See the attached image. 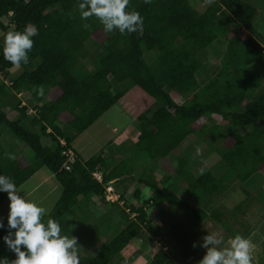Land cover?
I'll list each match as a JSON object with an SVG mask.
<instances>
[{"label":"trees","instance_id":"trees-1","mask_svg":"<svg viewBox=\"0 0 264 264\" xmlns=\"http://www.w3.org/2000/svg\"><path fill=\"white\" fill-rule=\"evenodd\" d=\"M129 9L143 17V27L121 35L116 30L105 32L95 16L82 20L78 0H0V31L8 30L2 22L8 17L13 31L32 24L38 33L32 37L28 63L19 65L22 72L10 83L6 80L14 65L0 51V174L10 177L18 189L46 168L62 192L41 220H56L62 235L74 236L68 214L94 198L103 212L110 204L126 217L136 213L111 241L101 244L96 255L79 258V264H114L123 260L135 238L159 237L160 228L148 221V209L164 207L175 215L185 212L205 221L208 202L193 208L180 199L170 189L174 177L210 200L235 182L243 184L258 173L264 175V45L255 37L257 6L246 0H210L199 11L190 0H129ZM241 30L248 34L245 39ZM90 39L99 46V54L88 51ZM218 39L225 42L221 62L201 84L196 77L203 66L200 54ZM145 54L153 56L151 62ZM87 59L92 67L78 79L75 71ZM38 88L42 94L38 95ZM20 93L29 95L25 105ZM115 107L136 122L127 157L115 164L113 155L83 159L73 149L74 140ZM201 118L216 122L199 125ZM4 129L13 141L23 144L21 148L3 145ZM212 137L224 150L221 160L226 170L217 176L209 170L196 177L194 160L180 154L192 153L188 146L195 139ZM68 150L74 153L71 159L62 154ZM171 155L176 156L173 162ZM137 168L142 169L139 177L134 176ZM97 171L103 174V183L93 178ZM112 180L116 181L111 185L136 181L154 198L148 197L139 207L129 205L126 214L128 205L105 201V186ZM139 196L136 189L138 202ZM6 197L0 193V201ZM124 198L121 193L120 200ZM7 231L0 229V237ZM0 257L15 258L2 240ZM167 260L162 250L153 256L155 264Z\"/></svg>","mask_w":264,"mask_h":264},{"label":"rangeland","instance_id":"rangeland-1","mask_svg":"<svg viewBox=\"0 0 264 264\" xmlns=\"http://www.w3.org/2000/svg\"><path fill=\"white\" fill-rule=\"evenodd\" d=\"M248 2H251L257 8L259 9L261 16H259L255 22H256V36L258 40H261L264 42V0H246ZM191 4L199 11H201L206 4L210 2V0H190ZM2 22L4 25L8 27L7 31H0V42L3 44V36L6 32L13 30V27L9 26V19L8 17L2 18ZM236 26V25H235ZM110 32L109 34H112ZM241 38L245 39L248 34L245 30L240 31ZM87 49L90 51L91 54H99V46L96 44V42L93 39H90V41L87 43ZM225 49V42L222 39H218L209 49H207L204 53L200 54L203 66L198 70L196 73V77L200 81V83L206 82L212 75V72L215 70V68L219 65L222 59V55ZM145 60L149 63L152 61L153 56L151 54H145L144 56ZM92 67V63L90 59L84 60L80 64V68L75 71V76L80 79L83 77L85 72L89 70ZM22 72V68L20 66H14L9 72L8 80H6L8 83H10V79L16 77ZM3 78L2 76H0ZM119 89L117 88L116 91ZM29 95L27 93H22L19 96V99H21L22 102L26 103V100H28ZM2 109L8 113L9 117L13 119V114L7 107H3ZM32 108L29 109V114ZM34 113H31L30 115H33ZM216 122L215 120L212 122H207L206 119L201 118L198 121L199 125H205L209 124L212 125V123ZM225 125V124H224ZM227 126V124H226ZM136 122H131L127 116H124L119 108L115 107L112 108L107 114H105L103 117L99 118L97 121H95L85 132L78 135L76 139L74 140L73 147L76 149L78 153L81 152V154L85 156H93L94 154H101L102 157L113 155L114 161L112 163H117L119 161L118 158H115V156L118 154L122 155H128L130 149V144L132 142V138L136 136ZM247 130L244 129V132ZM1 141L4 146H8L11 148V144L13 148L16 150L19 149V147H22V143L19 141H13L10 137V134L7 130L4 129V132L2 133ZM114 143L116 146H112L111 143ZM218 140L217 137L207 138L206 140H194L190 146H188V150L192 149L193 152L189 155L186 154H180L181 156H185L187 160L192 161L194 160L196 163V168L193 170V174L198 177L202 174H204L207 171H212L214 174L220 175L222 172L226 170V167L221 160V156L224 153V150L218 146ZM105 145V146H104ZM6 146V147H7ZM197 148L199 151H197ZM100 150V151H99ZM123 151L121 153V151ZM103 151V152H102ZM120 151V152H119ZM109 153V155L107 154ZM175 156L171 155L169 156L170 161H174ZM139 162V160H137ZM139 165H142L143 162H139ZM152 165V163H149ZM149 165L146 166L145 170H148ZM142 169H136L134 172L135 177H139L141 175ZM150 172V170L148 171ZM44 173H49V171L46 168H42L37 172L33 177H31L28 181H26L22 186L21 189H18L17 191L24 195L34 184L36 180L40 178L41 175ZM50 174V173H49ZM262 174V173H261ZM161 177V175H159ZM183 181V180H182ZM57 181L53 177L49 181L46 182V184L40 189V192L44 195L42 200V206L45 209V212L42 214L47 215L51 210L50 208L53 205L54 200H58V198L61 195V187L58 184V187H54ZM179 184V183H178ZM144 185H139L136 181L133 180H126L124 182H121L119 184L112 185V188L114 189L115 193L121 194L123 193L124 198V204H120V206H126V214L128 213L127 210H129V205H135V207H139L141 202V198L139 202L135 200L134 198V192L136 189L143 190ZM176 187V186H175ZM258 187H262V184H259ZM178 195H180V198L182 200H186L190 206L193 208H202L201 202L198 200V197H195L197 193L191 192L187 184L183 181L179 185H177V188H175ZM146 194H150V191H146ZM249 195H244L242 192H238L237 195H235L230 202H234V205L237 204L238 208L233 209L231 212L233 213V216H236L239 219V214L237 213V210L241 211L246 208V205L248 203L247 197ZM205 198L208 199L206 196ZM1 203V201H0ZM5 203H9L7 197L5 199ZM91 203H94L91 206ZM213 204L217 205V200L213 199ZM233 204V203H232ZM8 206V204H7ZM41 206V205H39ZM50 208H47V207ZM1 207V206H0ZM101 208V203L99 200H91L88 205H86L84 208H73L71 212L67 216V222L70 224V228L73 232L74 237L77 240V252H78V258H83L87 256H93L96 255L98 252L97 250L101 246L102 243L105 241L109 242L113 239L114 232L120 231L121 229H124L127 225L130 219H134L131 215L130 217H126L120 213V209L116 208L115 206L111 205L110 207H105V212H103V209ZM148 208V207H147ZM166 209V208H165ZM50 210V211H49ZM167 210V209H166ZM87 211V212H85ZM230 212V213H231ZM47 213V214H45ZM101 213V214H100ZM148 221L153 226H158L163 223L162 216L163 213H158L157 210L148 209ZM185 215V216H183ZM179 217V221L181 223L177 224L176 230H171V236H176L178 240L175 239V241H185L180 247V250L178 249V252H175V262L178 264H197L199 259L202 258L204 255V249L199 247L200 238L207 234V232L211 233L212 228L207 223L209 222H201L199 220H196L192 216H188L187 213L182 212L179 216H176V218ZM256 217V216H255ZM165 217L163 218V220ZM195 232H192L194 231ZM10 231H14L11 230ZM187 232H190L188 241H186L187 235H185ZM191 232L194 233V240H191ZM197 232V234H196ZM229 234H231L229 232ZM143 237V238H142ZM139 239V243L141 244L144 240V238H148L147 235H143ZM197 237V238H196ZM145 238V239H146ZM159 237L150 238L152 241H155L156 243H161L158 240ZM146 240V243H152L151 240ZM159 241V242H158ZM193 242H197V247L193 248L192 244ZM7 248V246L5 245ZM8 250V249H7ZM136 245L133 243L130 248L127 250L125 254L122 255L123 260L129 259V257H132L134 260L139 261V253H137ZM11 254L14 256V254L11 252ZM117 261V259H116ZM113 261L114 264L116 262ZM148 264V263H147ZM153 264V263H151ZM155 264V263H154Z\"/></svg>","mask_w":264,"mask_h":264},{"label":"clouds","instance_id":"clouds-1","mask_svg":"<svg viewBox=\"0 0 264 264\" xmlns=\"http://www.w3.org/2000/svg\"><path fill=\"white\" fill-rule=\"evenodd\" d=\"M128 4L129 0H78V9L82 20L95 16L105 32L116 30L124 35L143 27V17L133 9L126 10ZM84 26L88 27L87 24ZM37 34L32 24H26L23 30L6 32L0 48L4 59L14 66L27 64L28 52L33 46L32 37ZM37 93L42 94L43 90L38 88ZM12 158L9 155V159ZM0 193L7 195V228L14 230L0 237V240L15 257L11 260L0 257V264H79L76 238L62 235L59 223L53 218H48L46 223L42 222L45 208L27 200L17 191L11 178L2 174ZM4 227L0 224V229ZM222 242L220 232H207L202 236L199 247L205 251L197 264H251V245L247 238L236 234L228 239V247L218 248L217 245ZM192 247L196 248L197 242H193Z\"/></svg>","mask_w":264,"mask_h":264},{"label":"crops","instance_id":"crops-1","mask_svg":"<svg viewBox=\"0 0 264 264\" xmlns=\"http://www.w3.org/2000/svg\"><path fill=\"white\" fill-rule=\"evenodd\" d=\"M259 16H261L260 11H259L258 17ZM259 41L263 43L264 45L263 41L261 40ZM204 83H201V84H204ZM132 139H134V137ZM111 144L113 147L117 145V144L115 145L113 142ZM131 144L129 146H131ZM10 146L12 147V145ZM73 149L74 151H76L74 147ZM122 152L123 151H121V153ZM78 154L83 159H88L89 157H91L90 155L89 156L87 155L84 157L81 154V152ZM107 154L109 155V153ZM182 154L190 155L191 153H182ZM125 157L127 156L126 155L124 156L122 154L121 156L118 154L115 156V158H118L119 160ZM182 157L186 159L185 156H182ZM195 168L193 170H195ZM51 178H53V176L49 173H44L43 175H41L40 178L34 182L32 187L24 194L25 198L27 200L35 202L37 205L42 206V200H43L44 195L42 194V192H40V189ZM172 181L173 182L170 186V189L180 198V195H178L175 188H177V185H179V188H180V183L183 181L177 180L176 177H174ZM56 184L57 185H55L54 187L56 186L58 187V183ZM259 184H262V187H258ZM18 189H21V186ZM139 191H140L139 198H141V202H144V200H146L148 197L154 198V194H152L151 192L150 194H146V191H149V189L145 185L143 186V190L141 189ZM238 192H242L244 195H247V194L249 195V197L246 196L248 199L246 208L243 209L242 212L237 210V213L239 214V219L236 216H233V213L231 212L233 209L236 210V208H238L237 204L234 205V202L229 201V199L231 200L235 195H237ZM195 197H198V200L201 202L200 204H202V207L205 202H208V204L205 207V213H207L209 216L205 220V222L209 221L207 224L211 226L212 232H220V234L223 237V241H224L221 244L217 245L218 248L228 247V244H227L228 239L236 234H240L241 236L247 238L250 241L251 246H250L249 254L251 257V264H264V175L263 174L258 173L254 175L253 177H251L249 180H247L243 184L239 182H235L225 192H223L220 195L211 197L210 200L209 199L207 200L205 198L206 196L200 193H197ZM5 199L1 201L0 203V206H1L0 207V222L8 230L7 232H9L10 229L7 228V215H8L7 204L8 203H5ZM213 199L217 200V205L213 204ZM56 201L57 200L53 201V205L51 208L49 206L47 208H50L51 210L54 204L56 203ZM108 206L110 207L111 205L109 204L106 207ZM157 212L163 213V216L161 219L163 223L161 225H158V227L160 228V234L158 235L159 236L158 240L161 243H156L155 241H152L150 237L148 238L145 237L146 239L144 238L143 242L140 244L139 243L140 238H135L129 244L128 249L133 243L136 245V248H137L136 251L137 253H139V258H138L139 261H136L132 257H129V259H126V260L118 259L115 262V264H147V263L154 264L153 256L159 250H162L168 256V260L164 264H178L177 262L174 261L175 260L174 254L175 252H178V249L180 250L181 248L180 246L185 241H182V242L175 241V239L178 240V238H176L175 234L174 236H171V230L172 229L176 230V228L178 227L177 224L181 223L179 221V217L176 218V216H179L180 213L175 215L171 210L169 209L166 210L164 207H159L157 209ZM164 217L165 219L163 220ZM192 232H195V230ZM192 232H191V240H194L193 238L194 233L192 234ZM229 232L231 234H229ZM189 234L190 232H187L185 234L187 235L186 241H188ZM149 239L152 241V243H146V240H149ZM4 247H5V244H4Z\"/></svg>","mask_w":264,"mask_h":264},{"label":"built area","instance_id":"built-area-1","mask_svg":"<svg viewBox=\"0 0 264 264\" xmlns=\"http://www.w3.org/2000/svg\"><path fill=\"white\" fill-rule=\"evenodd\" d=\"M20 95H21V93L18 96H20ZM24 104L25 103L22 102V105H24ZM30 112H33V111H30ZM33 113H35V111ZM62 144H63V142H62ZM62 154L65 155V156H67L68 158H71L72 155H73V153L70 150L69 151H63ZM93 178L96 181H98L99 183H103V174L101 172H99V171L94 172L93 173ZM104 198H105V201L106 202H109V203L119 202L120 204H124V201L123 200H120V194L115 193V191L112 188V185L111 184H107L105 186ZM129 211L130 210H127L128 213H129ZM132 216L136 217V213L131 214V217Z\"/></svg>","mask_w":264,"mask_h":264},{"label":"water","instance_id":"water-1","mask_svg":"<svg viewBox=\"0 0 264 264\" xmlns=\"http://www.w3.org/2000/svg\"><path fill=\"white\" fill-rule=\"evenodd\" d=\"M115 181H116V180H112L109 184H113V183H115Z\"/></svg>","mask_w":264,"mask_h":264}]
</instances>
